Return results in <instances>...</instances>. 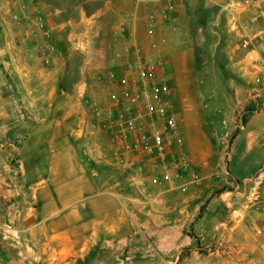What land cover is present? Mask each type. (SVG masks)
I'll return each instance as SVG.
<instances>
[{
  "label": "crops",
  "instance_id": "0c3cea01",
  "mask_svg": "<svg viewBox=\"0 0 264 264\" xmlns=\"http://www.w3.org/2000/svg\"><path fill=\"white\" fill-rule=\"evenodd\" d=\"M3 1L21 20H0V227L23 244L0 234V264H264V0H85L65 22ZM135 43L167 63L200 175L186 192L116 165L93 110Z\"/></svg>",
  "mask_w": 264,
  "mask_h": 264
},
{
  "label": "built area",
  "instance_id": "2783aa9c",
  "mask_svg": "<svg viewBox=\"0 0 264 264\" xmlns=\"http://www.w3.org/2000/svg\"><path fill=\"white\" fill-rule=\"evenodd\" d=\"M5 1L23 4L24 0ZM169 16L168 8L160 9L157 15H150L146 19L149 34H153L159 19L167 20ZM13 19L20 21L21 15L15 14ZM39 24L40 28L45 27L42 16ZM47 36L51 37V34ZM48 51L55 52L56 46L51 45ZM124 62L121 75L115 70L110 72L116 88L110 95V104L106 108L93 105L97 117H106L103 128L116 147L112 154L116 165L139 174L149 170L150 183L156 187L186 182L181 186L186 192L200 181V175L193 169L185 149L173 102V88L167 78V63L146 55L139 43L127 49ZM256 81L260 83L261 79ZM83 153L91 159L87 145L83 146ZM110 158L103 155V159ZM257 211L264 214V203L257 207ZM257 233L264 239V225L258 228ZM0 234L7 242L17 246L23 244L20 230L14 222L1 226Z\"/></svg>",
  "mask_w": 264,
  "mask_h": 264
},
{
  "label": "rangeland",
  "instance_id": "374dc122",
  "mask_svg": "<svg viewBox=\"0 0 264 264\" xmlns=\"http://www.w3.org/2000/svg\"><path fill=\"white\" fill-rule=\"evenodd\" d=\"M40 1L46 7L47 11L48 10L52 11L53 9H55L54 7L61 9V14H62L61 19L65 22V21H69V20L73 19L75 16L78 15V13H73V12H70L69 10L76 8L79 4L82 3V1H85V0H40ZM7 5L8 4L5 3L3 0H0V20H1V22H4V23H6V21L11 20L13 14L15 15V9L13 11H11V9H13L12 6H10L9 8H6ZM9 5H11V4H9ZM174 65L175 64L173 63V66ZM192 72L195 76V73L197 72V70L193 68ZM176 109L178 110L177 107H176ZM177 113H178V111H177ZM178 119L180 121V126H181V116H179V113H178ZM199 249H200L199 250L200 254H207V253L214 252L216 250V246L213 244L207 248L200 247ZM185 255L189 256L190 254L187 253ZM193 261H199V259H196V260L194 259ZM118 263L119 264H128L129 261H125V262L120 261Z\"/></svg>",
  "mask_w": 264,
  "mask_h": 264
}]
</instances>
